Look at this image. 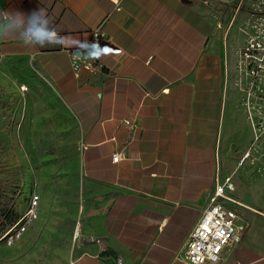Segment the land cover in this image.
I'll list each match as a JSON object with an SVG mask.
<instances>
[{
  "label": "crops",
  "instance_id": "crops-1",
  "mask_svg": "<svg viewBox=\"0 0 264 264\" xmlns=\"http://www.w3.org/2000/svg\"><path fill=\"white\" fill-rule=\"evenodd\" d=\"M119 2L0 0V13L25 14L0 15V83L36 73L75 119L69 264H189L183 253L215 176L230 174L251 148L247 109L230 89L215 0ZM98 25L110 39L102 66L76 72L70 50ZM124 119L138 125L132 136ZM257 192L249 203L234 192L249 207L248 227L206 264H264V188Z\"/></svg>",
  "mask_w": 264,
  "mask_h": 264
},
{
  "label": "rangeland",
  "instance_id": "rangeland-1",
  "mask_svg": "<svg viewBox=\"0 0 264 264\" xmlns=\"http://www.w3.org/2000/svg\"><path fill=\"white\" fill-rule=\"evenodd\" d=\"M215 1L226 33L230 89L247 109L252 133L248 144L258 147L244 165L235 164L234 192L245 202L254 201L261 198L256 188H264V148L259 147L264 143V0ZM17 74L0 83V180L10 186L20 213L29 196L38 194L39 214L10 243L7 236L0 237V264H69L78 127L44 77L34 73L21 79Z\"/></svg>",
  "mask_w": 264,
  "mask_h": 264
},
{
  "label": "built area",
  "instance_id": "built-area-1",
  "mask_svg": "<svg viewBox=\"0 0 264 264\" xmlns=\"http://www.w3.org/2000/svg\"><path fill=\"white\" fill-rule=\"evenodd\" d=\"M115 8H120L119 0H112ZM110 42L101 25L92 29L91 35L78 48L70 50L71 65L74 71L81 68L101 67V50ZM86 54L89 57H85ZM131 136L138 125L136 121L124 119ZM258 136H255V140ZM256 143V142H255ZM253 144V143H252ZM251 145L250 149L241 153L236 161L237 166L244 165L251 152L257 150V146ZM259 147L264 148V143ZM254 149V150H253ZM120 151L112 154V161H117ZM214 188L207 199V203L200 213L196 225L191 230L189 241L183 253V259L189 264L214 263L221 260L228 245L240 241L248 227V220L243 215V209H248L243 201L234 195L235 183L232 173L220 178L215 176ZM32 193L18 219L4 231L1 238L7 236L10 243L26 230L28 224L38 216L39 198Z\"/></svg>",
  "mask_w": 264,
  "mask_h": 264
},
{
  "label": "trees",
  "instance_id": "trees-1",
  "mask_svg": "<svg viewBox=\"0 0 264 264\" xmlns=\"http://www.w3.org/2000/svg\"><path fill=\"white\" fill-rule=\"evenodd\" d=\"M10 192V186L0 180V237L21 214Z\"/></svg>",
  "mask_w": 264,
  "mask_h": 264
},
{
  "label": "clouds",
  "instance_id": "clouds-1",
  "mask_svg": "<svg viewBox=\"0 0 264 264\" xmlns=\"http://www.w3.org/2000/svg\"><path fill=\"white\" fill-rule=\"evenodd\" d=\"M38 12H43V10H39V11H33L31 14H29L30 16H34L36 13ZM0 15L5 16V17H12L14 19L20 18L22 16H24L25 14L19 12V11H15V12H3L0 13ZM41 30H37V32L35 34H40Z\"/></svg>",
  "mask_w": 264,
  "mask_h": 264
},
{
  "label": "snow or ice",
  "instance_id": "snow-or-ice-1",
  "mask_svg": "<svg viewBox=\"0 0 264 264\" xmlns=\"http://www.w3.org/2000/svg\"><path fill=\"white\" fill-rule=\"evenodd\" d=\"M105 51H107V49Z\"/></svg>",
  "mask_w": 264,
  "mask_h": 264
}]
</instances>
